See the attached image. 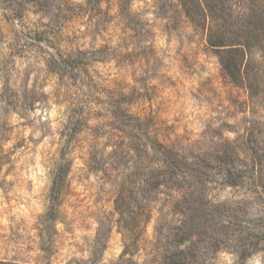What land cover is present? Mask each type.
<instances>
[{
  "label": "rangeland",
  "instance_id": "rangeland-1",
  "mask_svg": "<svg viewBox=\"0 0 264 264\" xmlns=\"http://www.w3.org/2000/svg\"><path fill=\"white\" fill-rule=\"evenodd\" d=\"M177 11L175 0H0V164L53 181L43 264H156L165 221L128 230L115 211L135 167L130 134L208 152L256 119ZM229 248L204 264H264V242L246 259Z\"/></svg>",
  "mask_w": 264,
  "mask_h": 264
},
{
  "label": "trees",
  "instance_id": "trees-1",
  "mask_svg": "<svg viewBox=\"0 0 264 264\" xmlns=\"http://www.w3.org/2000/svg\"><path fill=\"white\" fill-rule=\"evenodd\" d=\"M175 1L177 13L204 35L225 79L247 94L246 111L256 119L242 136L208 152H197L196 143L181 150L150 145L130 134L126 153L135 167L115 193L118 224L133 230L143 221L146 228L157 213L165 221L161 229L169 230L159 246L160 264H204L230 242L229 249L246 259L264 242V0ZM145 159L149 164L142 167ZM216 189H230L232 196L221 200ZM222 232L239 236L219 240Z\"/></svg>",
  "mask_w": 264,
  "mask_h": 264
},
{
  "label": "crops",
  "instance_id": "crops-1",
  "mask_svg": "<svg viewBox=\"0 0 264 264\" xmlns=\"http://www.w3.org/2000/svg\"><path fill=\"white\" fill-rule=\"evenodd\" d=\"M9 167L0 164V261L43 264L53 236L45 229L53 181Z\"/></svg>",
  "mask_w": 264,
  "mask_h": 264
}]
</instances>
